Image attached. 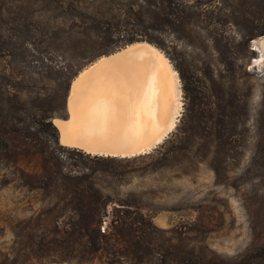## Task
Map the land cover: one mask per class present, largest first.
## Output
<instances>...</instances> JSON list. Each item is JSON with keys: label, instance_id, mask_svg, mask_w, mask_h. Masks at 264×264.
Instances as JSON below:
<instances>
[{"label": "rangeland", "instance_id": "obj_1", "mask_svg": "<svg viewBox=\"0 0 264 264\" xmlns=\"http://www.w3.org/2000/svg\"><path fill=\"white\" fill-rule=\"evenodd\" d=\"M262 35L264 0H0V264H264ZM136 40L178 73L174 128L62 145L76 74Z\"/></svg>", "mask_w": 264, "mask_h": 264}, {"label": "bare ground", "instance_id": "obj_2", "mask_svg": "<svg viewBox=\"0 0 264 264\" xmlns=\"http://www.w3.org/2000/svg\"><path fill=\"white\" fill-rule=\"evenodd\" d=\"M253 49L264 57V35L253 40ZM119 62L126 65L120 63L125 67L124 79L119 67V74H114L125 81L123 90L116 89L115 78L108 80L107 70L106 78L98 72ZM92 77L95 81L89 82ZM70 90L67 118L53 119L58 139L62 145L91 154L131 156L146 152L172 129L181 110L176 69L160 48L145 40L101 55L76 74Z\"/></svg>", "mask_w": 264, "mask_h": 264}, {"label": "trees", "instance_id": "obj_3", "mask_svg": "<svg viewBox=\"0 0 264 264\" xmlns=\"http://www.w3.org/2000/svg\"><path fill=\"white\" fill-rule=\"evenodd\" d=\"M137 41H144V40H136V41H130V42H128V43H126L125 45H127V44H130V43H134V42H137ZM125 45H123L122 47H124ZM121 48V47H120ZM120 48H118V49H120ZM117 49V50H118ZM116 51V50H115ZM112 52H114V51H112ZM112 52H110V53H112ZM109 54V53H108ZM104 55V54H103ZM100 57V56H99ZM98 57V58H99ZM96 60V59H95ZM93 62V61H92ZM59 141V140H58ZM82 150V149H81ZM88 153V152H87ZM99 155V154H98ZM104 156V155H103ZM106 156H111V155H106ZM118 157H122V156H118Z\"/></svg>", "mask_w": 264, "mask_h": 264}]
</instances>
